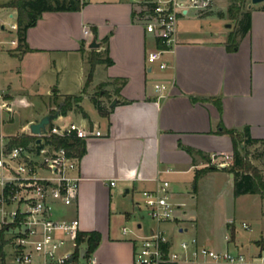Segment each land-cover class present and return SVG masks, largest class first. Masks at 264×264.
Masks as SVG:
<instances>
[{
	"label": "crops",
	"instance_id": "1",
	"mask_svg": "<svg viewBox=\"0 0 264 264\" xmlns=\"http://www.w3.org/2000/svg\"><path fill=\"white\" fill-rule=\"evenodd\" d=\"M86 1L80 10L44 11L36 24L27 29L30 49L26 51L18 50L12 39L13 46L7 48L0 39V90L11 107V110L0 108V141L1 137L9 141L24 135L31 121L56 108L52 98L46 99L44 95L52 97L56 93L58 100H62L64 94H72L63 92L58 80L52 81L45 93L33 86L37 79L35 70L42 63L57 69V57L62 62L65 56L81 55L88 62L83 89L93 49L101 51L104 57L108 54L112 63L96 64L87 89L100 86L102 96L113 94L107 105L111 110L108 116L97 111L104 123L99 119L94 121L87 111L88 117L82 115L80 124L100 134L93 132L84 139L86 152L79 162L81 180L77 199L64 206L63 214L58 217H77L81 231L101 233L93 251L101 264H129L137 237L150 233L154 225L138 221L137 231L131 235L117 230L115 218L122 214L128 219L130 213L115 211L114 199L121 192H131L140 206L141 191L154 189L159 180L166 179L170 183L171 201L176 206L175 219L163 224L172 249H179L181 239L195 236L201 244L241 253L244 244L229 224L232 218L218 223L226 227L225 232L218 233L215 217L200 218L196 207L210 190L214 193L223 190L218 176L228 182L227 190L233 202L254 196L257 220L264 219V197L258 193L236 196L231 172L220 168L205 171L197 178L196 171L205 166V161L198 153L191 155L179 147V142L209 155L232 154L230 135L219 130L223 126L242 129L246 125L253 137L264 139V8L251 9V29L233 50L227 48V36L218 37L221 33L213 24L217 20L212 15L200 16V10L195 8L179 15L174 50L166 55L171 66L151 72L146 52L156 42L145 30V23L152 14V3L149 0ZM0 10L7 15L0 16L2 28L8 17H14L12 24H16V9L0 6ZM94 37L101 42L99 47L89 46ZM105 37L107 42H103ZM98 66L104 74L93 85ZM171 76L175 78L171 94L158 97L154 82ZM33 96L44 100L41 113L26 118L20 130L4 134V125L13 119L14 105L32 106ZM112 99H117L114 105L110 103ZM4 111L8 113L7 119ZM66 115L61 114L62 122H67L63 120ZM252 162L264 179V147L263 158H252ZM181 186L184 191H177L176 187ZM256 231L251 240L255 254L260 256L264 250L257 241L264 238V227L257 226ZM177 264L230 263L192 257Z\"/></svg>",
	"mask_w": 264,
	"mask_h": 264
},
{
	"label": "built area",
	"instance_id": "2",
	"mask_svg": "<svg viewBox=\"0 0 264 264\" xmlns=\"http://www.w3.org/2000/svg\"><path fill=\"white\" fill-rule=\"evenodd\" d=\"M149 1L152 14L145 23V30L153 35L156 46L147 50L146 63L151 72L164 71L171 66L166 55L174 50L179 15L187 14L192 8L206 9L212 0ZM16 26L12 24V27ZM11 42L17 43V40ZM174 85L175 78L171 76L155 81L153 88L158 97L165 98L171 94ZM0 108L11 110L1 90ZM60 118L59 113L58 118L40 133H32L28 124V132L24 134L30 137L27 143L9 145V141L1 137L0 232L10 233V237L4 240L12 247L11 264H101L94 252L88 254L85 243L77 241L81 231L79 219L54 215V209L76 201L81 180L80 159L59 145L57 140L86 139L93 132L100 134V131H93L75 121L56 122ZM232 161V154L212 153L209 164L224 167ZM169 185L168 180L162 179L154 189L141 191V203L155 224L150 233L137 237L129 264L177 263L192 257L244 264L246 259L242 253L201 244L195 236L181 239L179 249H172L163 227L176 217ZM242 225L248 227L246 222ZM122 230L123 233L129 232L126 226ZM164 244H168L166 250ZM83 248L86 251L82 255ZM257 259V264H264V255Z\"/></svg>",
	"mask_w": 264,
	"mask_h": 264
},
{
	"label": "rangeland",
	"instance_id": "3",
	"mask_svg": "<svg viewBox=\"0 0 264 264\" xmlns=\"http://www.w3.org/2000/svg\"><path fill=\"white\" fill-rule=\"evenodd\" d=\"M237 3L241 4L243 9L264 8V2L252 6H250L251 0H245L243 3ZM230 5L231 0H212L209 6L206 9H203V11L213 14V19L217 20L213 24L216 25L217 29L221 33V35L218 37H221L223 34L225 36H228V34L236 27V18L232 17L231 13L228 10ZM218 13H221L222 16H219ZM0 16L7 17L6 12L0 10ZM7 21V23H4L5 27L2 28V22L0 20V39H2V42L5 44V46L9 48L13 46L10 43V40L16 37V28L12 27V23L15 22V18L8 17ZM57 58V69L53 67V65L42 63L40 68L35 70V76L37 77V79L35 81V85L33 86L37 88L39 87V89L43 91V93H45L48 85L52 81L56 82L58 80L63 92L69 91L72 92V94L81 93L79 91L82 89L88 62L84 61L82 56L77 54L65 56L64 61L62 62L60 61V57ZM103 74L104 73L102 68L98 66V69L96 70V73L94 75L93 85H97ZM13 82H15V85L16 83H18V76L16 74L13 77ZM101 88L102 87L100 86H93L92 88L88 89L87 95L85 93H81L83 96L82 100L80 102H77L73 109L67 111V115L66 117H63V120L75 121L77 123H80L83 114L82 110L79 109L78 104H81L84 111H87L90 116H94V118L91 117L94 121L95 119H99L102 121V123H104L103 118L97 112L98 109L93 99L91 98V95L97 94V96L101 99L103 105L107 106L109 104L108 101L111 97H113V94L102 96L100 94L102 90ZM43 97L46 99L51 98V96L49 97L48 95H44ZM31 98L33 101L32 106L23 107L19 104L14 105L13 119L8 121V123L4 125V134L20 130L22 123L26 118H30L41 113L42 108L45 107L44 100L41 97L40 99L38 96H33ZM112 101L113 99L110 101V103ZM3 115L5 119L8 118L7 112L4 111ZM56 122L61 123L62 119H58L56 120ZM217 178L218 183H223L222 185L224 188L223 190L220 189L218 191H215V193L213 192V190H210L205 197H202L200 199V205L196 207L200 211V218L204 217V219H208V217L214 216L215 222L217 223L216 225L218 226L216 228V231L218 233H223L226 230L225 225H218V223L221 224L223 220H227L228 222L229 218H232V221H234H230L229 224L234 227L236 237H238L244 244V248L241 250V253L246 259V262L244 264H257V258L259 257V255H256L253 250L254 244L251 240V236L257 233V226L264 227V219L257 220V217L259 218L257 207L256 205H253L252 202L254 196L250 195L249 198H241L236 202H233L227 190L228 182H226V180H224L221 176H218ZM176 190L184 191V188L182 186L176 187ZM136 198L139 197L136 196ZM114 204L115 211L117 210L119 212L130 213V218L128 219L123 217L122 214H120V216H117L119 218H115L114 227H116L117 230H121L122 225L125 224V226L129 229V234L131 235L133 232L137 231L138 221H141L146 225L155 224V222L147 216V211H145L144 205L141 203L140 206H137L136 199L133 198L131 192H121L114 199ZM64 210V206H59L58 208L54 209V215L60 216L63 214ZM243 222H246L248 224V227H244L242 225ZM3 237L4 239H8L10 237V233L6 231L3 234ZM249 244L252 245L250 249L248 248ZM11 249L12 247L10 246V244L5 243L4 251L6 253V258L4 264H11ZM229 251L236 254V251L234 249L230 248Z\"/></svg>",
	"mask_w": 264,
	"mask_h": 264
},
{
	"label": "trees",
	"instance_id": "4",
	"mask_svg": "<svg viewBox=\"0 0 264 264\" xmlns=\"http://www.w3.org/2000/svg\"><path fill=\"white\" fill-rule=\"evenodd\" d=\"M245 0H231V5L228 10L231 16L236 18V27L232 30L228 36L227 48L230 50L238 47L239 39L245 36L251 29V9H243L241 4ZM86 0H7L2 2L0 0V6L14 8L17 11L16 14V38H17V49L20 51H26L30 49L27 45L26 34L27 29L36 24L38 18L44 11H75L80 10L85 4ZM235 7V8H234ZM264 7V6H263ZM200 16L213 15L206 11L200 10ZM222 16L221 13H218ZM108 37L103 39V42H107ZM159 46V44H158ZM107 52V50H105ZM108 53V52H107ZM98 63L111 64L112 59L107 56H102L101 51L93 49L89 57V70L87 73V78L85 85L81 93H86L87 88L90 85L95 66ZM64 94L62 100H58V95L55 93L52 96V101L56 105V108L50 109V112H55L59 110L60 114H67V111L73 109L77 102L82 100V94ZM99 94V93H98ZM103 96H108L103 94ZM98 111L103 116H108L110 113V108L103 105L101 99L97 94L91 95ZM79 109L82 110L84 117H88L87 113L83 110L81 105H78ZM221 133H227L232 139V155L233 161L228 166L217 167L215 165L209 164L210 155L197 151L190 146H186L179 142V147L185 149L191 155L198 153L202 159L205 161V166L197 169L196 176H198L205 171L213 169H223L225 171L233 173L234 182V194L240 195L244 193H258L264 197V179L258 167L252 162V158L261 159L263 158V147L264 139L255 138L250 132V127L248 125L244 126L242 129H233L222 127L219 130ZM30 137L27 135H20L12 137L9 140V145H16L27 143ZM59 145L65 146L71 153H73L78 159L86 152L85 141L81 138L59 139L57 140ZM101 240V233L98 231H79L77 235V241L79 244L85 243L88 249V254L93 252ZM257 244L262 250H264V238L257 241ZM5 240L3 238V231L0 232V264H4L6 253L4 251ZM164 249L168 248V244H164ZM164 264H177L175 262H166Z\"/></svg>",
	"mask_w": 264,
	"mask_h": 264
},
{
	"label": "water",
	"instance_id": "5",
	"mask_svg": "<svg viewBox=\"0 0 264 264\" xmlns=\"http://www.w3.org/2000/svg\"><path fill=\"white\" fill-rule=\"evenodd\" d=\"M264 2V0H251L250 6L259 4ZM101 45V42L97 41L94 37L89 46L92 48L99 47ZM117 102V99H113L111 102V105H114ZM59 116V111L56 110L55 112H48L42 115L40 118L35 119L29 123V129L32 133H40L42 131L46 130V125L49 124L51 121L57 119ZM37 141H40V138L37 139ZM233 176V173H231ZM86 251V248H83L81 250V254L83 255Z\"/></svg>",
	"mask_w": 264,
	"mask_h": 264
}]
</instances>
